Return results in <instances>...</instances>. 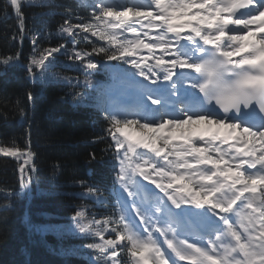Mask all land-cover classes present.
<instances>
[{"label":"snow or ice","instance_id":"1","mask_svg":"<svg viewBox=\"0 0 264 264\" xmlns=\"http://www.w3.org/2000/svg\"><path fill=\"white\" fill-rule=\"evenodd\" d=\"M78 2L88 15L65 9L56 33L71 48L44 47L26 27L23 7L54 0H8L3 16L14 10L12 39L31 35L29 80L61 84L74 102L91 98L96 56L132 69L134 106L103 110L97 139L111 160L90 153V162L110 163L109 185L77 181L82 199L107 209L97 218L81 207L73 217L93 264H264V0ZM59 56L85 70L84 91L79 77L56 70ZM21 61L19 51L0 56V69ZM16 108L25 117L19 101ZM28 135L23 149L0 146L20 161V191L0 188L4 212L38 172Z\"/></svg>","mask_w":264,"mask_h":264},{"label":"trees","instance_id":"2","mask_svg":"<svg viewBox=\"0 0 264 264\" xmlns=\"http://www.w3.org/2000/svg\"><path fill=\"white\" fill-rule=\"evenodd\" d=\"M7 2L0 0V56L19 51L21 62L26 65L33 51L31 35L25 34L22 48L21 42L12 39L13 33L18 32L17 19L10 7L7 8V18H4L3 10ZM54 3L55 7L25 6L22 9L26 27L41 33L39 42L44 47L67 43L66 38L56 34L58 26L63 23L61 14L65 9L88 15L79 6L78 0H54ZM91 39L96 40L95 37ZM67 46L71 48L70 43ZM80 46L91 49L87 42H82ZM58 59L62 66L56 70L64 75L79 77L81 91V86H84L83 68L63 56ZM91 81L92 86L98 83L92 77ZM33 90L34 100L29 102L27 92L33 93ZM68 91L54 82L33 85L26 70L19 64L6 71L0 69V146H10L15 142L20 148H25L31 130V147L38 154V172L33 174L29 208L26 205L30 200L27 191L7 212L0 207V264H87V253L91 252L81 247L88 241L80 234L79 242L84 243L77 245L70 232L76 211L93 206L92 202L80 197L82 189L77 181L90 184L87 174L91 170L94 185L108 186L110 171L105 167L106 163L90 162V153H95L97 157L104 155L108 161V154L103 151L108 142L97 139L104 134L103 124L106 122L97 111L84 110L82 103L65 97ZM17 101L25 109L23 118L16 108ZM57 164L59 168H56ZM19 166L17 159L0 155V188L20 191ZM6 203L3 194H0V205ZM96 211L97 218H100L107 209L101 206ZM29 224L44 230L36 232ZM28 250L32 254L30 263L27 262Z\"/></svg>","mask_w":264,"mask_h":264},{"label":"rangeland","instance_id":"3","mask_svg":"<svg viewBox=\"0 0 264 264\" xmlns=\"http://www.w3.org/2000/svg\"><path fill=\"white\" fill-rule=\"evenodd\" d=\"M126 68H130V66L127 65ZM126 68H122V69L118 70V72L123 73L122 71H124V69H126ZM130 70H132V69H130ZM128 75H129V74H128ZM129 77H130V76H129ZM114 92H115V91H108V92H107V95H108L109 93H110V95H111V94H113ZM110 95L108 96L109 98H110ZM109 106H111V102H110V101H109ZM114 107H115L116 110L119 109V107H117V106H114ZM111 110H114V109L112 108Z\"/></svg>","mask_w":264,"mask_h":264}]
</instances>
